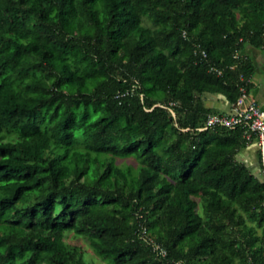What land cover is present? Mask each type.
Wrapping results in <instances>:
<instances>
[{"label": "trees", "instance_id": "obj_1", "mask_svg": "<svg viewBox=\"0 0 264 264\" xmlns=\"http://www.w3.org/2000/svg\"><path fill=\"white\" fill-rule=\"evenodd\" d=\"M247 45L264 0H0V264H94L66 231L111 264H264L242 132L197 129L205 93L233 102L253 74ZM129 156L135 173L113 162Z\"/></svg>", "mask_w": 264, "mask_h": 264}, {"label": "built area", "instance_id": "obj_2", "mask_svg": "<svg viewBox=\"0 0 264 264\" xmlns=\"http://www.w3.org/2000/svg\"><path fill=\"white\" fill-rule=\"evenodd\" d=\"M185 35V32L183 33ZM264 49V47H262ZM202 58L207 57L206 51L197 46L195 50ZM243 53L236 51L233 58L236 62L240 61ZM237 64H232L229 68L236 69ZM209 70L217 75H222L223 69L211 66ZM239 96L233 102L229 103V110L225 112H209L204 120L202 126L198 127L199 131L205 129L226 128V129H240L242 137L246 145L255 144L257 147V155L259 162V179L264 183V109L259 104L251 99L248 95L247 84L249 78H246L243 73H239ZM173 116L175 113L172 108H168ZM255 141V143H253ZM141 217V215H139ZM138 236L143 239L152 249L157 257L165 258L167 256L166 248L156 242L147 233L146 225L140 222L138 225ZM178 264H185L184 262H177ZM244 264H254L251 260Z\"/></svg>", "mask_w": 264, "mask_h": 264}, {"label": "crops", "instance_id": "obj_3", "mask_svg": "<svg viewBox=\"0 0 264 264\" xmlns=\"http://www.w3.org/2000/svg\"><path fill=\"white\" fill-rule=\"evenodd\" d=\"M244 55L253 63L254 71L249 77L248 95L264 109V49H257L247 45ZM205 107L210 112H225L229 110V101L220 93H205L203 96ZM254 153V154H253ZM242 157V162L249 166L252 171H259L257 147L245 145L237 154Z\"/></svg>", "mask_w": 264, "mask_h": 264}, {"label": "rangeland", "instance_id": "obj_4", "mask_svg": "<svg viewBox=\"0 0 264 264\" xmlns=\"http://www.w3.org/2000/svg\"><path fill=\"white\" fill-rule=\"evenodd\" d=\"M142 24L153 27L152 22L146 16H144L142 18ZM90 117H93V113H91ZM6 135H8V133ZM3 139L7 140V136H5ZM253 143H255V141ZM76 144H77V147H79V148L81 147L80 141H78ZM253 146H256V145L252 144L251 147H253ZM110 157H111L110 154H102L101 155V158H105L108 160L110 159ZM236 159L242 162L241 156L237 155ZM113 162L118 167H122V168L131 167L134 170V173L136 172V168L139 165L138 161L133 156H129V157H125V158L115 157V158H113ZM255 174L258 175L259 171L256 170ZM196 200L198 201V206L196 209L201 215H203L201 201L198 197H196ZM246 222L249 225H253L256 228V232L258 234L261 232L262 228L257 226V224L254 221H252L251 219H246ZM63 240H64V242L69 243L72 246H76L77 252L81 253V255L84 257V259L87 262L94 263V264H111L107 260H104L100 256L95 254V252L93 251V249L89 245L88 240L85 237L78 235V234H75L72 231H66L64 236H63ZM235 264H241V263L238 262V260L236 259Z\"/></svg>", "mask_w": 264, "mask_h": 264}]
</instances>
